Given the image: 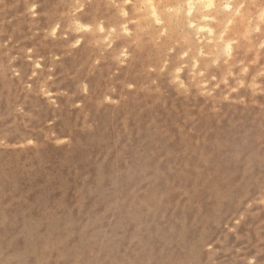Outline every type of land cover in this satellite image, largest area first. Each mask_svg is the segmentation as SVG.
Instances as JSON below:
<instances>
[{
  "label": "clouds",
  "instance_id": "clouds-1",
  "mask_svg": "<svg viewBox=\"0 0 264 264\" xmlns=\"http://www.w3.org/2000/svg\"><path fill=\"white\" fill-rule=\"evenodd\" d=\"M11 7L0 0V13ZM20 15L27 17L30 34L19 40L4 28L11 20L0 19V94L8 108L0 121H9L0 129V154L38 146L31 128L38 118L29 107L33 100L58 109L59 97L79 96L72 107L83 111V126L91 132L96 130V123L89 122L92 110L123 112L128 144L129 119H138L156 104L166 105L169 98L203 101L213 112L227 104L239 113L236 123L243 131L216 163L215 174L221 179L211 191L219 204L235 202L241 208L228 226L230 235L218 246L207 239L206 231L181 233L168 242L167 250L161 249L163 259L140 264H264V228L254 236L240 231L249 215L264 209V0H23ZM67 59L76 62L69 77L75 82L71 93L58 81L64 73L57 69H63ZM88 104L92 109L86 110ZM47 123L50 127L55 119ZM161 132L167 135L153 117L136 135L158 143ZM47 135L57 144L70 141L55 131ZM193 144L184 155L189 160L195 155L198 161H186L181 173L191 168L199 179L213 164L212 153L200 151L199 140ZM142 155L137 151L138 163ZM151 155L155 152L149 159ZM213 175L208 174L205 184ZM199 193L194 184L184 195L191 202ZM42 226L25 224L6 249L0 248V264H67L68 251L95 239L85 235L93 224L85 225L80 240L70 246L75 233L57 235L59 229L41 231ZM106 260H85L78 250L70 264Z\"/></svg>",
  "mask_w": 264,
  "mask_h": 264
},
{
  "label": "rangeland",
  "instance_id": "rangeland-1",
  "mask_svg": "<svg viewBox=\"0 0 264 264\" xmlns=\"http://www.w3.org/2000/svg\"><path fill=\"white\" fill-rule=\"evenodd\" d=\"M5 2L13 7L6 13H0V19L11 20V23L4 24V28L8 33H13L17 40L29 35L28 19L20 15L23 0ZM24 43L28 45L35 41ZM47 51L41 49L43 54H47ZM69 61L72 60H65L64 68H58L57 72L64 73L58 76V81H63L59 87L71 93L75 90V82L69 77L76 62ZM77 98L80 99L79 96L72 95L59 97L58 109L50 107L42 100L30 102L29 107L38 117L31 122V128L35 129L32 134L37 138L38 146L0 154V248L6 249L22 227L33 222H43L41 231L49 229L50 226L59 229L55 233L57 235L71 231L75 235L69 246L77 244L81 229L96 218L101 222L97 223L98 226L94 229L95 239L86 245L77 244L76 249L68 251L67 264L77 257L78 250L83 252V259L107 258L106 264H140L148 259L159 261L164 258L161 249L167 250L168 242L176 241L181 233L198 234L206 231L207 239L210 242H218V246L220 241L230 235L228 226L241 208L235 202L219 204L211 189L213 183L221 179L219 174H215L216 163L231 151V144L243 131L242 126L236 123L241 119L238 112L227 104L221 105L220 110L214 112L225 114L216 124L204 131V138L211 141L209 148L215 147L213 150L208 148L204 151L205 155L212 153L213 164L205 169L199 179L187 180L182 177L186 176L189 170L191 173L196 172L190 168L181 173L185 157H188L184 152L186 148L190 150V146L198 140L200 134H204L202 125H198L203 115V101L188 103L169 98L166 105L156 104L141 113L138 119L133 118V122L129 119L128 128L134 130V147L127 143L129 133L125 132L122 126L123 115L111 116L115 129L113 133L109 131L105 150L100 154L98 141L94 140L97 143L93 144L89 140L93 134H96L97 138L106 136L108 130L105 126L101 127L98 118H108L110 113H97L92 110L89 122L96 123V130L88 131L83 126V111L72 107ZM88 109H92L90 104L86 105V110ZM7 111L5 98L0 94V115H6ZM133 116L135 117V114ZM153 117L167 133L165 135L161 132L162 138H156L158 143L151 140L145 142V134L136 135ZM53 119L55 123L49 127L47 122ZM8 123V120L0 121V129H5ZM188 128H194V131L188 133ZM52 131H55L58 137H70V141L65 144L55 143L47 135ZM226 136L231 138L227 143L224 140ZM216 139L219 141L212 145V141ZM223 150L225 153L221 154ZM137 151L143 153L146 162L142 161L143 168L137 165L133 170L132 160ZM151 152H155V155H151L149 159ZM161 157L164 159L161 160ZM189 163L196 164L194 161ZM108 167L113 169L112 173ZM140 171H146L144 178L139 177ZM220 171L223 172V169ZM209 173L214 174L213 180L205 184ZM129 174H133L132 182L125 179ZM102 178L105 180L104 189L97 188L90 194L92 182L97 180L96 183H101ZM110 183L113 187L109 190ZM194 184L200 187V193L189 202L184 192L192 189ZM149 187L154 190L153 202L147 201ZM38 198L48 200L49 204L44 207L48 210V215H45L41 205L32 203ZM129 211L136 217L129 218L125 214L122 226L117 228L115 224L119 214ZM69 225L70 227H66ZM180 227H183V230L179 231ZM91 228L93 227L87 229L86 236H93ZM261 228H264V209H260L255 215H249L240 231L250 232L254 236ZM228 242L230 241L226 243ZM97 252L99 256L95 255Z\"/></svg>",
  "mask_w": 264,
  "mask_h": 264
},
{
  "label": "bare ground",
  "instance_id": "bare-ground-1",
  "mask_svg": "<svg viewBox=\"0 0 264 264\" xmlns=\"http://www.w3.org/2000/svg\"><path fill=\"white\" fill-rule=\"evenodd\" d=\"M72 60V59H71ZM74 60H72V61H69L70 63L71 62H73ZM76 98V97H75ZM78 99V98H77ZM202 107H201V109L203 110V115L200 117V121H199V124L198 125H202V131H203V133H204V131H206V129H208L211 125H214V124H216V122L219 120V118L220 117H222V115L223 114H225V113H214V112H212L211 110H210V107H209V105H207V104H204V102H202ZM197 109V108H196ZM198 109H199V107H198ZM120 114H122L123 115V112H120V113H117L116 115H112L111 113L110 114H108L107 115V117L108 118H105V116H100L99 118H98V121H99V124L101 125V127H106L107 128V134H106V136L104 137V138H97V135L96 134H93V137H91L92 139L91 140H89L90 142H92L93 144H95V143H97V142H95L94 140H96V141H98V143L100 144V148H101V150H100V154H102L103 152H104V150H105V147H106V144H107V141H106V137H107V135H109V131L111 132V133H113V131H114V129H115V127H114V123H113V121L114 120H112L110 117L111 116H116V117H118V116H120ZM135 113H133V115H134ZM134 117V116H133ZM133 118H130V120H131V122H133V120H132ZM215 122V123H214ZM130 125H132L131 123H130ZM221 126V125H220ZM134 128V127H133ZM225 128V126L223 127V129ZM131 130V129H130ZM223 132H224V130H223ZM162 134V133H161ZM161 134L160 135H158L156 138H158V139H161L162 137H161ZM134 135V130H132L131 131V136H133ZM206 136V134L204 133L203 135L202 134H200V136L198 137V140L200 141V145H199V150L200 151H202L203 153H204V151H206V150H208V148H209V146H211V144H210V142L211 141H208L206 138H204ZM202 137H203V139H202ZM227 138H224V140H225V142L227 143L228 141H230L231 140V138L229 137V136H226ZM95 138V139H94ZM202 139V140H201ZM219 139H221V137L219 138ZM219 139H218V141H219ZM127 140L129 141V138H127ZM207 140V141H206ZM222 140H223V137H222ZM89 141H88V143H89ZM128 141H127V143H128ZM217 141V139H216V141H212L213 143H212V145H214L215 143H217L218 142ZM136 142H135V140L134 139H131V145L133 146L134 144H135ZM231 144V142H229L228 143V145H230ZM90 145V144H89ZM134 147V146H133ZM192 147H194V144H192L191 146H190V150H191V148ZM215 147L213 146L212 148H209L210 150H213ZM104 149V150H103ZM175 149H177V146L175 147ZM174 149V152L176 151ZM223 153H225V151L223 150L222 152H221V154H223ZM137 156V155H136ZM134 157L133 158V160H132V169L134 170L135 168H136V166L138 165H140L139 167H142L143 168V166H141V163H142V161H145V159H144V156L142 155L141 157H140V163H138V161H137V157ZM192 159H190L189 160V157H185V162L187 161L188 163L189 162H191V161H194L195 163H197V161H198V157L197 156H195V155H192ZM222 160H219V162H221ZM79 162H81V161H79ZM108 169H109V167H108ZM107 169V170H108ZM128 169H129V167H128ZM127 169V170H128ZM190 169V168H189ZM113 169L112 168H110L109 169V171L112 173L113 171H112ZM98 171V170H97ZM132 171V170H131ZM145 172L146 171H140V173L138 172V175H139V177L140 178H144L145 176H143V174H145ZM186 172V171H185ZM122 176V175H121ZM123 178V177H122ZM132 178H133V174H129V175H126V177H125V179L127 180V181H129V182H132ZM182 178H186L187 180H195L196 178H197V175H196V173H194V172H190V170L186 173V176H184V177H182ZM102 182L101 183H96L97 182V180L95 181H93L92 182V185L90 186V190H89V193L90 194H92L93 192H94V190H97V188L98 189H101V190H103L104 189V186H103V183L105 182V180L102 178ZM96 183V184H95ZM115 187L114 188H116V184L114 185ZM112 187H113V184L112 183H110L109 184V186H108V189L110 190V189H112ZM49 199V198H48ZM147 201H151V202H153L154 201V190L151 188V187H149V190H148V192H147ZM32 203H35V204H38V205H41V207L42 208H44L47 204H49L48 203V200H43V199H40V198H38V199H36L34 202H32ZM131 205H133V202H132V204ZM44 211H45V215H48V210L46 209V208H44L43 209ZM41 212H43V211H41ZM133 212H131V211H129L128 213H124V212H121L120 214H119V218H118V222H116V227L117 228H119L120 226H122V223L124 222V219H125V214H127L128 215V217L129 218H131V217H136V215L133 213ZM137 213V212H136ZM138 214V213H137ZM126 218H127V216H126ZM97 221H101V220H99L98 218H96V219H93L92 220V222H91V224H93L94 225V227L93 228H91L92 229V233H93V235H94V229L98 226L97 225V223H99V222H97ZM182 223V220H181V222H180V224ZM183 225V224H182ZM181 230H183V227L181 228L180 227V229H179V231H181Z\"/></svg>",
  "mask_w": 264,
  "mask_h": 264
}]
</instances>
